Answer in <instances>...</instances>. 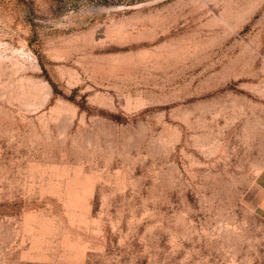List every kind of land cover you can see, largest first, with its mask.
Masks as SVG:
<instances>
[{
    "label": "rangeland",
    "instance_id": "374dc122",
    "mask_svg": "<svg viewBox=\"0 0 264 264\" xmlns=\"http://www.w3.org/2000/svg\"><path fill=\"white\" fill-rule=\"evenodd\" d=\"M0 264H264V0H0Z\"/></svg>",
    "mask_w": 264,
    "mask_h": 264
}]
</instances>
